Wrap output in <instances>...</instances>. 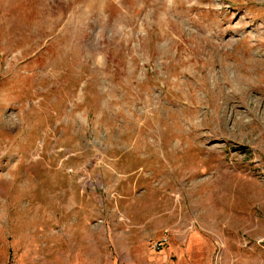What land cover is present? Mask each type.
<instances>
[{
  "label": "rangeland",
  "instance_id": "374dc122",
  "mask_svg": "<svg viewBox=\"0 0 264 264\" xmlns=\"http://www.w3.org/2000/svg\"><path fill=\"white\" fill-rule=\"evenodd\" d=\"M0 264H264V0H0Z\"/></svg>",
  "mask_w": 264,
  "mask_h": 264
},
{
  "label": "crops",
  "instance_id": "0c3cea01",
  "mask_svg": "<svg viewBox=\"0 0 264 264\" xmlns=\"http://www.w3.org/2000/svg\"><path fill=\"white\" fill-rule=\"evenodd\" d=\"M198 236H199V234L196 232V231H194L193 232V235L188 239V243H189V245H191L190 246V250H192L193 248H194V242L198 239V240H200L199 238H198Z\"/></svg>",
  "mask_w": 264,
  "mask_h": 264
},
{
  "label": "built area",
  "instance_id": "2783aa9c",
  "mask_svg": "<svg viewBox=\"0 0 264 264\" xmlns=\"http://www.w3.org/2000/svg\"><path fill=\"white\" fill-rule=\"evenodd\" d=\"M168 239L167 238H164L162 239L161 241L157 242L154 244V248L157 250V251H160L161 248L167 243Z\"/></svg>",
  "mask_w": 264,
  "mask_h": 264
}]
</instances>
